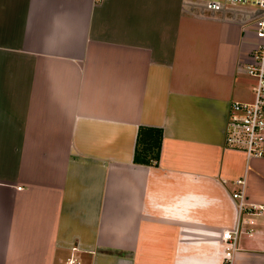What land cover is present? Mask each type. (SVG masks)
<instances>
[{"label":"crops","instance_id":"1","mask_svg":"<svg viewBox=\"0 0 264 264\" xmlns=\"http://www.w3.org/2000/svg\"><path fill=\"white\" fill-rule=\"evenodd\" d=\"M245 12L0 0V264L225 263L236 182L264 205V160L225 146L262 43ZM243 222L233 264H264V214Z\"/></svg>","mask_w":264,"mask_h":264},{"label":"built area","instance_id":"2","mask_svg":"<svg viewBox=\"0 0 264 264\" xmlns=\"http://www.w3.org/2000/svg\"><path fill=\"white\" fill-rule=\"evenodd\" d=\"M188 14L207 17L233 18L239 9L245 10L243 19L251 21L257 27V36L261 44L254 52V61L246 67L247 74L256 83L251 102H233L229 110L225 146L228 149L241 151L247 161L264 160V0H184ZM238 190L233 199L237 202L239 220L237 226L223 235L226 243L225 263L233 264L238 249V241L242 234L253 233L252 229H244L243 217L264 214V205L251 203L245 194V180L236 182ZM254 225L253 221L249 222ZM67 264H80L71 259Z\"/></svg>","mask_w":264,"mask_h":264},{"label":"trees","instance_id":"3","mask_svg":"<svg viewBox=\"0 0 264 264\" xmlns=\"http://www.w3.org/2000/svg\"><path fill=\"white\" fill-rule=\"evenodd\" d=\"M139 142L141 145L136 152L135 162L149 165L152 161H158L161 152V132L142 128L140 129ZM151 153L154 154L151 155Z\"/></svg>","mask_w":264,"mask_h":264},{"label":"rangeland","instance_id":"4","mask_svg":"<svg viewBox=\"0 0 264 264\" xmlns=\"http://www.w3.org/2000/svg\"><path fill=\"white\" fill-rule=\"evenodd\" d=\"M255 80V79H254ZM254 80L252 79V77H248L246 79H244V88L247 89L246 93L250 94L252 92V88L254 89L255 87V83ZM252 96H253V92H252Z\"/></svg>","mask_w":264,"mask_h":264}]
</instances>
